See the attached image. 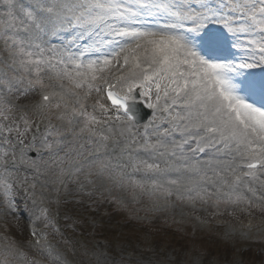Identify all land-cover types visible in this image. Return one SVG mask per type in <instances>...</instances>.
<instances>
[{"label":"snow or ice","instance_id":"1","mask_svg":"<svg viewBox=\"0 0 264 264\" xmlns=\"http://www.w3.org/2000/svg\"><path fill=\"white\" fill-rule=\"evenodd\" d=\"M70 186L264 213V0H0V264H73L45 206Z\"/></svg>","mask_w":264,"mask_h":264},{"label":"rangeland","instance_id":"2","mask_svg":"<svg viewBox=\"0 0 264 264\" xmlns=\"http://www.w3.org/2000/svg\"><path fill=\"white\" fill-rule=\"evenodd\" d=\"M74 197L78 199L82 197L77 204L78 208L65 207L64 201ZM104 201L112 202L110 205L115 210L120 209L127 215L114 219L105 216L104 212L96 211L87 218L91 211L90 206L99 210ZM45 206L50 209L52 219H55L58 214L61 215L63 223L60 219V224L64 232H61L62 237L54 239L56 243L68 249L71 256H73V248L75 249L74 262L83 260L96 264L98 258L106 257L109 260L143 259L157 261L159 264H195V262L199 264H264V224L262 227L247 229L245 228L247 224L230 226L223 223L221 219V216L240 218V214H248L240 209L235 210L234 215L225 213L214 217L204 211L197 210L193 214L191 209L181 210L179 207L152 214L149 211L148 202H135L127 193L105 191L103 198H100L99 193L89 197L77 193L73 186H70L67 195L60 197L59 205L46 204ZM255 213L256 211L251 215ZM18 216L19 219L15 216L8 217V232L12 231L17 237H23L25 240L26 222L22 216L19 214ZM249 217L251 216L245 218ZM263 218L264 213H261L259 219ZM31 219L30 213L26 221L31 222ZM89 219L91 223H88ZM201 220L205 222L201 223ZM261 221L263 222L264 219ZM0 223L3 224V221ZM88 224L92 225L93 229L97 227L94 229L96 235L93 238L80 239L73 233H71L72 237L67 233V230L74 227L77 232L88 230ZM103 225L109 230H103ZM100 231L108 232L103 234L101 241L97 237ZM60 238L61 241L58 242ZM65 240L67 244L63 243ZM101 252L104 253V257L98 256Z\"/></svg>","mask_w":264,"mask_h":264},{"label":"bare ground","instance_id":"3","mask_svg":"<svg viewBox=\"0 0 264 264\" xmlns=\"http://www.w3.org/2000/svg\"><path fill=\"white\" fill-rule=\"evenodd\" d=\"M246 216H251L249 218H245ZM261 216V214H259L258 212H256L254 215H248L246 213H242L240 214V218L237 217H233V216H221L223 223H226L228 225H242V224H247V226L249 227H253V225H256L259 222V217ZM245 218V219H244ZM244 219L242 222L241 220Z\"/></svg>","mask_w":264,"mask_h":264},{"label":"trees","instance_id":"4","mask_svg":"<svg viewBox=\"0 0 264 264\" xmlns=\"http://www.w3.org/2000/svg\"><path fill=\"white\" fill-rule=\"evenodd\" d=\"M117 211H113V217H117Z\"/></svg>","mask_w":264,"mask_h":264}]
</instances>
